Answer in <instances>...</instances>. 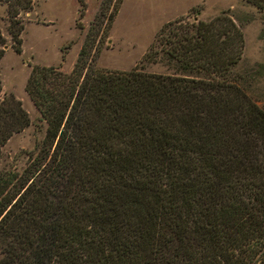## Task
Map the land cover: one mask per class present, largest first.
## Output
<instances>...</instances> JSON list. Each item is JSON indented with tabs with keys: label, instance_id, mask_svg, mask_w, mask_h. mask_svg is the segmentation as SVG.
I'll return each instance as SVG.
<instances>
[{
	"label": "trees",
	"instance_id": "obj_1",
	"mask_svg": "<svg viewBox=\"0 0 264 264\" xmlns=\"http://www.w3.org/2000/svg\"><path fill=\"white\" fill-rule=\"evenodd\" d=\"M121 1H101L70 71H29L45 129L20 170L0 168V264H264V109L232 73L239 26L178 17L143 57L170 73L98 69ZM0 3L18 53L31 0ZM28 123L4 95L0 159Z\"/></svg>",
	"mask_w": 264,
	"mask_h": 264
},
{
	"label": "rangeland",
	"instance_id": "obj_2",
	"mask_svg": "<svg viewBox=\"0 0 264 264\" xmlns=\"http://www.w3.org/2000/svg\"><path fill=\"white\" fill-rule=\"evenodd\" d=\"M101 1L82 0L80 14L79 0H31L30 9L20 10L18 15L23 23L18 53L13 51L6 30V6L0 3V33L4 38L0 99L11 93L29 119L26 127L1 146V169L20 170L27 153L44 134L45 122L24 91L31 67L53 66L70 71ZM222 12L239 26L243 37L242 56L232 73L264 109V36L260 35L264 19L246 0H122L105 37L97 42L98 52L92 64L106 70L127 71L141 66L149 73H170L162 62L143 58L163 24L178 17L189 22L208 20Z\"/></svg>",
	"mask_w": 264,
	"mask_h": 264
}]
</instances>
